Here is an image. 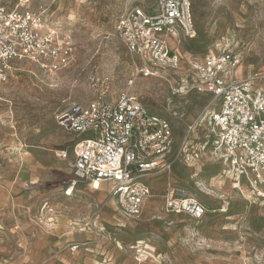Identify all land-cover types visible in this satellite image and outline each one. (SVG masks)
Returning a JSON list of instances; mask_svg holds the SVG:
<instances>
[{
	"label": "rangeland",
	"instance_id": "374dc122",
	"mask_svg": "<svg viewBox=\"0 0 264 264\" xmlns=\"http://www.w3.org/2000/svg\"><path fill=\"white\" fill-rule=\"evenodd\" d=\"M156 1L30 0L65 24L76 61L55 80L31 62H15L0 83V264H264V200L247 183L222 175V166L178 162L171 174L148 180L152 200L141 217L126 219L111 185L102 192L80 183L72 189V162L57 156L80 139L58 125L56 114L90 103L93 72L109 75L115 91L127 88L134 72L115 38L116 22L134 8L155 13ZM193 8L197 37L172 44L184 64L210 49H233L243 58L238 72L264 75V0H193ZM130 93L170 121L178 145L210 99L174 96L166 82L146 77ZM169 182L200 200L205 218L167 214Z\"/></svg>",
	"mask_w": 264,
	"mask_h": 264
},
{
	"label": "built area",
	"instance_id": "2783aa9c",
	"mask_svg": "<svg viewBox=\"0 0 264 264\" xmlns=\"http://www.w3.org/2000/svg\"><path fill=\"white\" fill-rule=\"evenodd\" d=\"M155 6L152 14L130 9L116 22L115 38L134 72L127 88L115 91L109 75L93 72L90 103H73L56 114L58 125L80 139L71 151L57 153L60 159L73 156L71 188L80 183L100 191L111 185L120 214L137 219L153 198L148 180L171 174L184 160L190 167L220 165L222 175L247 183L264 200V88L259 85L264 75L240 79L243 58L233 49H210L184 64L172 44L197 37L193 0H157ZM74 53L71 32L48 6L33 9L30 0L0 3V83L22 61L55 80L74 65ZM139 77L166 82L174 96L210 98L188 124L181 145L170 121L130 93ZM163 200L167 214L199 221L208 213L188 189L171 182Z\"/></svg>",
	"mask_w": 264,
	"mask_h": 264
},
{
	"label": "crops",
	"instance_id": "0c3cea01",
	"mask_svg": "<svg viewBox=\"0 0 264 264\" xmlns=\"http://www.w3.org/2000/svg\"><path fill=\"white\" fill-rule=\"evenodd\" d=\"M241 69V68H240ZM239 71V70H238ZM252 74H255V73H252V72H250L249 74H247V75H244V73L243 72H238V77L240 78V79H244V78H247L248 76H250V75H252ZM195 117H193L191 120H190V122L188 123V124H190L191 122H192V120L194 119ZM188 124H187V126H188ZM75 137L76 138H78L77 137V135H75ZM79 139V138H78ZM39 149H42V148H39ZM61 151H64V150H61ZM66 151H69V150H66ZM71 151V150H70ZM60 159V158H59ZM61 161H64V162H66V161H69V160H71V162L73 163V156H72V154L69 156V158L68 159H60ZM72 165V164H71ZM71 179H70V181L72 182L73 181V178H74V176H73V169H72V166H71ZM88 185V184H87ZM93 190V189H92ZM102 190H103V186H102V188H101V192H102ZM75 191V190H74ZM94 191V190H93ZM96 192V191H95ZM71 196V195H70ZM67 197H69V196H67ZM33 262H36V263H38L39 261H40V257L39 256H34V258H33V260H32Z\"/></svg>",
	"mask_w": 264,
	"mask_h": 264
},
{
	"label": "bare ground",
	"instance_id": "6f19581e",
	"mask_svg": "<svg viewBox=\"0 0 264 264\" xmlns=\"http://www.w3.org/2000/svg\"><path fill=\"white\" fill-rule=\"evenodd\" d=\"M73 189V188H72ZM71 190V189H70ZM66 195H68V196H70V195H72V192H68V193H66Z\"/></svg>",
	"mask_w": 264,
	"mask_h": 264
},
{
	"label": "trees",
	"instance_id": "16d2710c",
	"mask_svg": "<svg viewBox=\"0 0 264 264\" xmlns=\"http://www.w3.org/2000/svg\"><path fill=\"white\" fill-rule=\"evenodd\" d=\"M193 14H194V8H193ZM194 17H195V15H194Z\"/></svg>",
	"mask_w": 264,
	"mask_h": 264
}]
</instances>
